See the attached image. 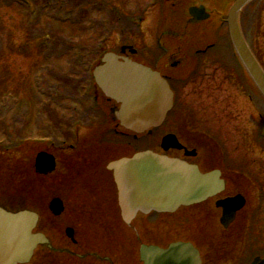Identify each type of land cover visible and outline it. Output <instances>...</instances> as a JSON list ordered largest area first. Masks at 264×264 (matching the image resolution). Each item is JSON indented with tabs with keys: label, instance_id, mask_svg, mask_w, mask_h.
Returning a JSON list of instances; mask_svg holds the SVG:
<instances>
[{
	"label": "flooded vegetation",
	"instance_id": "1",
	"mask_svg": "<svg viewBox=\"0 0 264 264\" xmlns=\"http://www.w3.org/2000/svg\"><path fill=\"white\" fill-rule=\"evenodd\" d=\"M124 1L112 0L115 6L107 9L132 10L128 21L137 32L121 36L123 40L110 43L107 50L158 73L174 95L172 110L159 129L137 136L115 121L113 113L118 107L105 100L98 112L92 111L83 120V134L72 135L67 123H62L58 127L62 126L63 133L52 135L50 144L31 150L23 143L18 146L19 158L11 164L10 160L5 162L7 171L15 174L13 171L17 170V197L6 198L3 188L8 185L0 181V197H5L0 198L1 209L16 212L17 205H25L26 170L35 174V181L41 186L46 185L49 190L61 188V192L55 190L45 200L46 220L35 212V233L43 234L49 244L38 247L29 264H144L140 246L166 251L175 243L190 245L199 264H264V160L257 164L247 160L252 153L264 158V122L260 115L249 126L242 128L241 124V128L230 132L223 126L226 122L217 126L214 120L212 58L220 42L228 46L226 38H217L224 21L216 1ZM177 8L182 10V16L175 24L172 14ZM189 10H196L200 18L208 17L204 21L193 17L192 21L187 16ZM261 12L264 0H253L241 11L240 29L249 47L245 25H250ZM216 20L219 26L213 32ZM147 30L153 35L145 41ZM235 75L237 82L241 77L240 83L245 82L247 89V77L239 66ZM221 113L233 121L229 109L226 112L223 107ZM106 124L111 129L105 134ZM166 135H174L182 149L160 150V140ZM229 137V143L241 150L236 151L234 158L239 160L235 166L228 162L235 151L227 147L228 152L223 145ZM138 141L146 143L139 151ZM207 143L212 144V149L201 151ZM146 151L196 166L202 174L217 173L221 190L202 203L179 208L172 215L138 214L122 246L119 227L115 225L121 221L118 193L107 167ZM42 152L54 158L55 168L49 175L34 170L35 157ZM239 161L242 163L238 165ZM55 198L62 202L58 216L51 215L48 207ZM235 198L242 202L241 208L224 218L221 205ZM229 205L230 212L233 202Z\"/></svg>",
	"mask_w": 264,
	"mask_h": 264
},
{
	"label": "water",
	"instance_id": "2",
	"mask_svg": "<svg viewBox=\"0 0 264 264\" xmlns=\"http://www.w3.org/2000/svg\"><path fill=\"white\" fill-rule=\"evenodd\" d=\"M249 1L237 0L228 12L226 24L234 52L264 100V72L250 53L237 23L238 12ZM189 16L201 20L207 17L200 18L194 10L189 11ZM102 63L95 68L93 78L108 99L120 104L115 116L121 125L135 134L159 128L172 108V94L159 75L128 61L120 64L112 55H106ZM161 148L180 146L173 136H167L162 139ZM49 157L46 153L37 155L35 169L39 173L53 171L54 160ZM108 169L113 172L127 225L137 212L172 214L180 207L202 203L221 190L217 173L201 175L196 167L167 162L150 153L137 154L131 161L112 163ZM227 202L221 205L224 218L242 206L239 198ZM49 209L57 216L62 204L57 199L52 200ZM36 223L37 216L32 212L0 211V264H26L35 248L47 243L43 235L32 234ZM196 256L190 245L179 243L170 245L166 251L144 247L141 251L144 264H199Z\"/></svg>",
	"mask_w": 264,
	"mask_h": 264
},
{
	"label": "rangeland",
	"instance_id": "3",
	"mask_svg": "<svg viewBox=\"0 0 264 264\" xmlns=\"http://www.w3.org/2000/svg\"><path fill=\"white\" fill-rule=\"evenodd\" d=\"M25 1L32 2V8L28 9L29 14L24 11L27 10ZM55 1L56 0H49L47 4H44L45 6L43 5L41 7H37V5L34 4L33 0H0V46L3 48V52L0 53V158H12V160L19 158L16 156V153H2V148L5 149L7 145V142H5L3 138L4 133L12 135L10 138L13 137L14 139H16L15 136L17 134V129L20 136L22 137H29L36 133L41 137H48L51 132L57 133L59 135L61 134L59 127L53 126V128H48L47 126L49 122V120L47 121V119L50 113L48 108L49 106L47 107V104L45 103L47 102V100H44V98L51 100V102H55V106L60 107V109H53L55 111L52 113V116L55 119L63 116H70L71 112L66 108L76 107L77 105V109H75V111L73 110V113L76 114V116L72 117L73 119H76L82 114L81 109H84L85 107L84 104L83 107V101H80L81 98L79 95H77L75 98H70V95L68 93L71 89H65L64 84H66L67 81H65V79L60 75L61 72V74H64V72H66L67 70V65L65 64L66 59L64 57L60 58V62L53 63V71L55 73L60 72L55 75V78H52L53 75H51L52 73L50 74L51 70L49 69H45L42 75L40 74V71L37 70V67L40 65L37 48L39 49L42 46V44L38 41L40 38L43 39L47 37L50 39V42L57 39H67V44L77 45L78 43L87 42V37L90 35L89 33H94L95 31V29L91 31H88V29L84 30L83 27L81 28V26H77L75 24L77 22V10L65 11L62 9H54L53 3H55ZM123 2L125 1L116 0V3ZM17 3H19L20 5H18ZM43 3L44 2L41 1L40 5ZM230 3L231 0H219V6L216 5L219 8L217 11L220 13L225 12V8H227ZM59 5L65 6V4ZM178 9L179 8H177L172 14V17L175 20V24L179 20H181L180 17L182 16V10ZM41 10L43 12V15L37 20L36 11L40 13ZM98 15H101V13H94L93 19H99L101 21L106 20L104 19V11L99 18L96 17ZM45 16H53V18L57 20L65 17L67 18V22L60 24L55 22L51 23L47 19L48 17H46L45 19ZM224 16L225 13L223 17ZM38 21L39 24H37ZM218 26L219 23L218 20H216L214 22L213 32ZM247 26L248 41L250 42L254 53L259 58L264 67V12L258 13L250 25H245V27ZM147 33V35H144L145 41H148V39L150 38V34L153 35L152 31L150 30H147ZM225 33V28H223L221 31H217V35H219L217 38H226ZM96 35H98V33ZM31 40H35V42L33 43ZM110 40L116 42V44L117 42L120 43V38L117 36L112 35ZM56 45L59 46L57 42ZM74 49L75 48L73 47L72 50ZM213 57L214 59L212 58V75L215 86V91L213 92L215 94L212 95V109L215 115L214 120H217L216 125L221 126L224 121L226 123L223 124V126L228 128L227 131L232 132L233 128H241V124L242 128H244L252 124L254 121L256 122V119L260 116L259 111H261V107L258 104V100L256 99V97H253L254 95L253 92H251L250 84L247 85L246 89L245 82L242 84L240 83L241 77H238V82L234 78V76H236V70L232 67L233 63L230 62V49L225 47V45L220 42ZM52 62L53 61L51 59L48 60V63ZM78 80H80L79 77ZM68 85L72 87L71 82ZM34 93H37V97L34 96ZM73 93L76 92L73 91ZM92 95H94V97L97 99L96 103L98 105L96 108H99L98 106H100V104H103L102 97L100 96L99 92L95 90L89 92V96L91 98ZM248 97L249 100L247 99ZM69 100L75 101L76 105L72 102H69ZM36 105L38 106V110L35 108ZM223 107L225 108L226 112L229 109L232 117L234 118L232 122L231 119H227V117L223 116L224 114L221 113ZM255 109H257V111H254ZM7 110H9V114L8 118L6 119L5 117L7 115ZM38 113L42 114V117L38 116ZM14 118H18L19 122H14ZM81 118V122H83V124H86L83 121L84 117L82 115ZM260 120L262 121V119ZM40 121H42L44 124H41ZM81 122L80 125L82 124ZM17 124H21V126L19 125V127L17 128ZM84 127V125L82 127L80 126L76 134H83ZM107 127L110 126L107 124L105 125V134L107 133L108 129H111ZM48 129H51V131ZM234 133H236V129H234ZM228 139V141H226L223 145L228 152L229 149L235 151V153H232V155L230 156L231 158L228 157L229 165L235 166L236 162L239 160H235L234 158L238 146L234 147L233 144L229 143L230 137ZM56 144L60 145L61 143L56 142ZM29 145L30 149L28 150H31V148L34 147L38 148L39 146H45L43 145V143L35 142L34 144L30 143ZM137 145L141 148L146 145V143H137ZM211 149L212 144L207 143L204 145V147L201 148V151H209ZM239 151L241 150L239 149L237 153H240ZM26 155L27 151H25L22 156L26 157ZM248 157H251V159L248 158L247 160L255 164H257L256 162H258V160H264L263 156H256L254 153L248 154ZM258 157H260V159ZM241 163L242 161H239L237 164L239 165ZM262 165H264V163H262ZM2 168L4 167L0 166V178L3 176L4 172V169ZM14 181V183H16V180ZM15 185L10 186L9 190L3 188L4 191H7V193L4 195L6 198L8 197V199H10L9 197H12L16 194ZM26 189L27 190L24 191L23 197L27 201L26 204H29L32 208L36 209L42 215V218L46 220L47 215L45 212V208L41 206L42 202L45 203V200L53 191L56 190L58 192H61V188L51 190H33V186L30 188L27 186ZM0 196H2L1 192ZM4 196L0 198H5ZM14 198L16 197L14 196ZM36 201H40V203L36 204ZM17 206L19 208V205ZM122 231L127 230L124 227H121V245L123 246L125 238H123ZM126 234L129 236L128 232H126Z\"/></svg>",
	"mask_w": 264,
	"mask_h": 264
},
{
	"label": "trees",
	"instance_id": "4",
	"mask_svg": "<svg viewBox=\"0 0 264 264\" xmlns=\"http://www.w3.org/2000/svg\"><path fill=\"white\" fill-rule=\"evenodd\" d=\"M76 6H77V8L79 9L80 8V6H79V4L76 2ZM65 7V6H64ZM57 44L58 45H60V43L59 42H57ZM64 48V47H63ZM78 54H80V52L78 51Z\"/></svg>",
	"mask_w": 264,
	"mask_h": 264
}]
</instances>
